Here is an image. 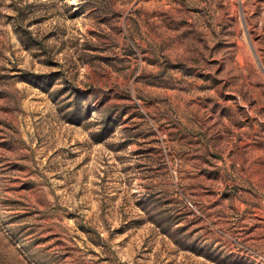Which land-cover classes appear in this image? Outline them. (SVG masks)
<instances>
[{
    "label": "rangeland",
    "instance_id": "rangeland-1",
    "mask_svg": "<svg viewBox=\"0 0 264 264\" xmlns=\"http://www.w3.org/2000/svg\"><path fill=\"white\" fill-rule=\"evenodd\" d=\"M0 264H264V0H0Z\"/></svg>",
    "mask_w": 264,
    "mask_h": 264
},
{
    "label": "bare ground",
    "instance_id": "bare-ground-1",
    "mask_svg": "<svg viewBox=\"0 0 264 264\" xmlns=\"http://www.w3.org/2000/svg\"><path fill=\"white\" fill-rule=\"evenodd\" d=\"M252 39V38H251Z\"/></svg>",
    "mask_w": 264,
    "mask_h": 264
}]
</instances>
